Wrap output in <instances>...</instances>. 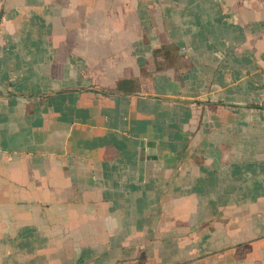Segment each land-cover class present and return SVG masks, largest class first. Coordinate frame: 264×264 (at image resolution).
<instances>
[{"label":"crops","instance_id":"crops-1","mask_svg":"<svg viewBox=\"0 0 264 264\" xmlns=\"http://www.w3.org/2000/svg\"><path fill=\"white\" fill-rule=\"evenodd\" d=\"M0 264H264V0H0Z\"/></svg>","mask_w":264,"mask_h":264}]
</instances>
